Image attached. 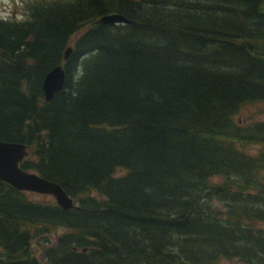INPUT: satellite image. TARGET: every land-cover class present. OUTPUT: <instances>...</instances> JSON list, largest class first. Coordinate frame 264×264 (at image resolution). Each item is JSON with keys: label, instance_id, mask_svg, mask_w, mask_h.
Masks as SVG:
<instances>
[{"label": "trees", "instance_id": "obj_1", "mask_svg": "<svg viewBox=\"0 0 264 264\" xmlns=\"http://www.w3.org/2000/svg\"><path fill=\"white\" fill-rule=\"evenodd\" d=\"M24 8L0 18V140L78 207L0 180V264H264V120L235 119L264 103V0Z\"/></svg>", "mask_w": 264, "mask_h": 264}, {"label": "water", "instance_id": "obj_2", "mask_svg": "<svg viewBox=\"0 0 264 264\" xmlns=\"http://www.w3.org/2000/svg\"><path fill=\"white\" fill-rule=\"evenodd\" d=\"M97 23L119 24L131 23L122 14H108L98 19ZM73 52L69 46L64 54V61H67ZM66 72L63 64H58L50 70L42 83L46 102H51L55 95L62 91L66 84ZM264 110V108H263ZM27 156V146L18 142L0 140V180L13 188L28 193L52 196L57 204L65 210H71L78 206L60 184L21 168L20 163Z\"/></svg>", "mask_w": 264, "mask_h": 264}, {"label": "rangeland", "instance_id": "obj_3", "mask_svg": "<svg viewBox=\"0 0 264 264\" xmlns=\"http://www.w3.org/2000/svg\"><path fill=\"white\" fill-rule=\"evenodd\" d=\"M26 0H0V18L8 19V18H18L21 19L24 15V3ZM264 103H256L251 106L245 108L244 113L237 116L235 119L240 124H245L250 121H262L264 120ZM249 153H258L261 149V146L258 145H248L244 148ZM264 174V171L262 172ZM221 180L220 177L213 178V181L219 182ZM28 196L34 200H49L52 199V196L49 195H39L35 193H29ZM42 239V237H37L34 240L33 250L38 255L41 247L38 246V242Z\"/></svg>", "mask_w": 264, "mask_h": 264}]
</instances>
